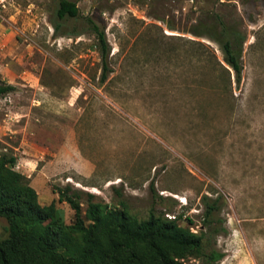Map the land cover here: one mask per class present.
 Segmentation results:
<instances>
[{
  "label": "rangeland",
  "instance_id": "rangeland-1",
  "mask_svg": "<svg viewBox=\"0 0 264 264\" xmlns=\"http://www.w3.org/2000/svg\"><path fill=\"white\" fill-rule=\"evenodd\" d=\"M61 1L12 0L0 26L11 33L0 85L17 83L0 96V155L17 156L39 204L55 202L67 226L75 211L56 188L125 202L140 221L182 216L205 233L206 254L224 255L184 264H264V0H68L77 19L58 17ZM87 18L110 46L106 82ZM220 22L242 43L240 83L218 64L221 46L191 33ZM205 196L218 200L214 231Z\"/></svg>",
  "mask_w": 264,
  "mask_h": 264
},
{
  "label": "trees",
  "instance_id": "trees-1",
  "mask_svg": "<svg viewBox=\"0 0 264 264\" xmlns=\"http://www.w3.org/2000/svg\"><path fill=\"white\" fill-rule=\"evenodd\" d=\"M58 17L77 19L80 10L75 2L62 0ZM86 20L98 40L103 62L101 81L106 82L110 75L107 36L92 19ZM218 24L224 38L219 37V25H202L199 27L202 32L191 33L221 46L225 65L216 58L218 64L230 76L229 85L232 72L240 83L242 43L237 46L236 34L223 23ZM14 90L11 85H0V96ZM17 164V156L0 155V217L9 222V237L0 240V264H184L181 261L191 256L204 257L211 263L224 258L216 251L206 254L205 233L182 227L179 224L182 216L168 219L151 214L140 221L129 213L125 202H120V207H109L96 202L94 195L71 187L56 188L59 201L68 203L75 211V223L67 226L55 202L48 206L39 204L37 191L30 179L16 170ZM84 196L88 204L86 219L80 203ZM203 202L205 227L214 231L212 219L219 211L218 200L205 196Z\"/></svg>",
  "mask_w": 264,
  "mask_h": 264
},
{
  "label": "crops",
  "instance_id": "crops-1",
  "mask_svg": "<svg viewBox=\"0 0 264 264\" xmlns=\"http://www.w3.org/2000/svg\"><path fill=\"white\" fill-rule=\"evenodd\" d=\"M10 36H11V33L10 34H7V35H5V36H0V45L2 46V50H0V53L2 52V51H4V49L8 46V44H9V42L11 41L10 40ZM24 75H27V73L26 72H24L23 74H22V76H21V78L22 79H26L25 77H23ZM12 78V77H11ZM8 83L9 84H4V85H11V86H13L14 88H15V90H16V82H15V84L13 83V82H11V81H8ZM15 90L14 91H12V92H10V93H7L8 94V96L10 97V95H12V93L13 92H15ZM6 95V94H5ZM8 97V98H9ZM7 99V98H6ZM10 99V101H11V98H9ZM9 117V116H8ZM19 117H22L21 116V114L20 113H16L15 115H14V118H13V116L11 117H9L10 118V121H13L14 119H18ZM6 129H10V128H8V127H6Z\"/></svg>",
  "mask_w": 264,
  "mask_h": 264
},
{
  "label": "built area",
  "instance_id": "built-area-1",
  "mask_svg": "<svg viewBox=\"0 0 264 264\" xmlns=\"http://www.w3.org/2000/svg\"><path fill=\"white\" fill-rule=\"evenodd\" d=\"M12 7V0H0V26H5L6 23H11L12 18L6 17V13ZM6 34H1L0 36H5ZM0 50H2V46L0 45Z\"/></svg>",
  "mask_w": 264,
  "mask_h": 264
}]
</instances>
